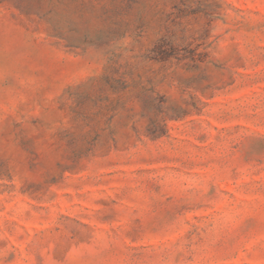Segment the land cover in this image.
I'll return each mask as SVG.
<instances>
[{
  "label": "rangeland",
  "instance_id": "obj_1",
  "mask_svg": "<svg viewBox=\"0 0 264 264\" xmlns=\"http://www.w3.org/2000/svg\"><path fill=\"white\" fill-rule=\"evenodd\" d=\"M0 264H264V0H0Z\"/></svg>",
  "mask_w": 264,
  "mask_h": 264
}]
</instances>
